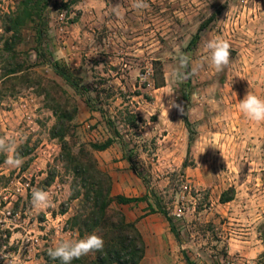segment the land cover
Listing matches in <instances>:
<instances>
[{
    "label": "rangeland",
    "instance_id": "obj_1",
    "mask_svg": "<svg viewBox=\"0 0 264 264\" xmlns=\"http://www.w3.org/2000/svg\"><path fill=\"white\" fill-rule=\"evenodd\" d=\"M24 1L30 16L18 18ZM134 2L0 0V138L11 149L0 151V264H54L49 248L79 238L83 192L67 155L93 161L112 197H129L139 179L142 200L110 211L145 222L158 213L168 226L153 212L165 210L183 259L264 264V122L238 109L247 91L264 99V0ZM213 36L230 45L220 72L204 47ZM170 94L186 115L168 108ZM13 156L20 166L6 163ZM33 189L49 207L33 208Z\"/></svg>",
    "mask_w": 264,
    "mask_h": 264
},
{
    "label": "trees",
    "instance_id": "obj_2",
    "mask_svg": "<svg viewBox=\"0 0 264 264\" xmlns=\"http://www.w3.org/2000/svg\"><path fill=\"white\" fill-rule=\"evenodd\" d=\"M40 1V0H39ZM30 1L22 3L23 12L18 18L28 15V4ZM30 15H28L29 18ZM18 19L13 22V27H17ZM43 36L39 35L36 40L37 58L42 57ZM45 59V57H43ZM53 71L76 87L71 81V77L65 67H62L57 61L45 60ZM187 124H190L187 121ZM95 146V145H94ZM100 148V147H98ZM104 148V147H101ZM72 164V170L79 181H75V188L81 187L83 194L84 210L76 214L73 219V226L77 227L79 238L95 233L104 241V247L101 251L90 252L89 254L74 259L71 264H140L145 256L146 244L139 232L136 224L126 219L121 211H110V206L115 200L118 204L125 205L141 201L142 198L126 197L123 195L111 196V181L107 175H104L93 161L89 165L82 164L76 158L67 155ZM137 174L140 173L135 169ZM79 192V191H78ZM79 193H77L78 195ZM77 198V197H72ZM153 211V210H152ZM161 212L169 223L171 232L178 238V231L173 223L172 217L165 210H155ZM184 259L187 264H195L184 253ZM48 261L54 264H61L59 260L48 258Z\"/></svg>",
    "mask_w": 264,
    "mask_h": 264
},
{
    "label": "clouds",
    "instance_id": "obj_3",
    "mask_svg": "<svg viewBox=\"0 0 264 264\" xmlns=\"http://www.w3.org/2000/svg\"><path fill=\"white\" fill-rule=\"evenodd\" d=\"M132 7L137 10H143L148 7L145 0H135ZM204 47L208 50L207 60L209 66L215 71L220 72L229 64L230 45L220 37H209ZM186 56L179 57V67L173 72V76L182 79L184 73L180 70L188 67ZM168 108H175L181 115H186L185 107L182 103H177V97L169 95ZM239 111L248 119L254 122H264V99H261L251 91H247L243 99L238 104ZM11 150L7 146L5 139L0 138V151ZM6 163L10 166H20L22 160L19 156L10 157ZM31 204L37 210H43L50 206V194L46 191L33 189L31 194ZM104 247L103 239L95 233L89 234L82 239H62L49 248L48 255L53 260H59L61 264H71L74 259L94 251H101ZM11 264V261H6Z\"/></svg>",
    "mask_w": 264,
    "mask_h": 264
},
{
    "label": "crops",
    "instance_id": "obj_4",
    "mask_svg": "<svg viewBox=\"0 0 264 264\" xmlns=\"http://www.w3.org/2000/svg\"><path fill=\"white\" fill-rule=\"evenodd\" d=\"M124 164V163H123ZM132 176V175H130ZM133 182L137 185V189H133L132 194H127L129 197H136L144 189L140 186V181L133 177ZM114 189L118 182L114 181ZM125 217L130 222H134L139 232L141 233L145 244L146 252L141 264H187L178 253V247L174 242L169 225L164 223V219L160 214H152L147 217L148 223H160L146 225V222L141 219V216L133 213L124 212Z\"/></svg>",
    "mask_w": 264,
    "mask_h": 264
}]
</instances>
